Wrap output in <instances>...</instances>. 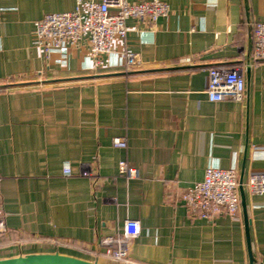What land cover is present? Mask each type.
Returning <instances> with one entry per match:
<instances>
[{"label":"crops","instance_id":"obj_1","mask_svg":"<svg viewBox=\"0 0 264 264\" xmlns=\"http://www.w3.org/2000/svg\"><path fill=\"white\" fill-rule=\"evenodd\" d=\"M163 1L168 16L129 19L126 39L96 67L87 37L66 52L36 44V20L75 0H0V258L113 263L100 238L131 218L141 233L130 264H250L249 244L264 264V195L245 189L237 219L193 215L182 199L211 166L235 168L244 182L264 173V61L253 57L264 0ZM126 51L138 56L129 72ZM215 65L240 68L242 101L209 100ZM122 160L138 177L126 178Z\"/></svg>","mask_w":264,"mask_h":264},{"label":"built area","instance_id":"obj_2","mask_svg":"<svg viewBox=\"0 0 264 264\" xmlns=\"http://www.w3.org/2000/svg\"><path fill=\"white\" fill-rule=\"evenodd\" d=\"M75 8L65 12L45 14L35 22L36 44L46 54L52 51L66 52L77 47L84 37L90 45V57L96 67L106 64L105 56L113 52L117 39L125 40L128 35L129 19L138 21H156L161 16L170 14V5L163 0L131 2L130 0H75ZM253 57L264 61V18L254 27ZM126 72L138 60L137 54L126 51L123 55ZM209 82L206 89L212 102L225 99L242 101L246 91L245 78L240 68L229 69L223 65L208 69ZM115 147H128L126 136L113 138ZM128 180L138 177V169L126 160L120 162ZM64 174H72L66 165ZM83 174L91 172L84 169ZM2 180L0 173V235L6 231V224L1 216ZM240 175L235 168L208 167L203 180L195 182L186 189L182 199L189 211L202 218L213 219L220 215L239 218L242 197ZM244 188L251 195H264V173H253L245 182ZM141 233L140 221L127 218L122 232L114 236H103L100 244L105 248V255L114 264H130L129 248L133 240Z\"/></svg>","mask_w":264,"mask_h":264},{"label":"water","instance_id":"obj_3","mask_svg":"<svg viewBox=\"0 0 264 264\" xmlns=\"http://www.w3.org/2000/svg\"><path fill=\"white\" fill-rule=\"evenodd\" d=\"M243 177L240 178V192L242 197L243 206H246V195L245 188L243 185ZM246 218V226H247V234L249 237V219L245 214ZM249 252H250V264H254V258L252 254V250L249 244ZM0 264H113L105 261L98 260H88L85 258H81L78 256L63 254L59 252L53 253H33L27 255H19L14 257L0 258Z\"/></svg>","mask_w":264,"mask_h":264}]
</instances>
